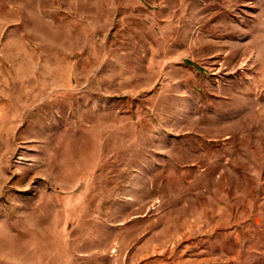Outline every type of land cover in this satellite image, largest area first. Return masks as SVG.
<instances>
[{"label": "rangeland", "instance_id": "1", "mask_svg": "<svg viewBox=\"0 0 264 264\" xmlns=\"http://www.w3.org/2000/svg\"><path fill=\"white\" fill-rule=\"evenodd\" d=\"M0 264H264V0H0Z\"/></svg>", "mask_w": 264, "mask_h": 264}]
</instances>
